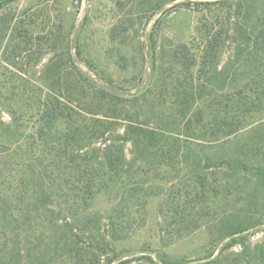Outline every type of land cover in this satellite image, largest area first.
Returning <instances> with one entry per match:
<instances>
[{
    "label": "rangeland",
    "instance_id": "rangeland-1",
    "mask_svg": "<svg viewBox=\"0 0 264 264\" xmlns=\"http://www.w3.org/2000/svg\"><path fill=\"white\" fill-rule=\"evenodd\" d=\"M186 2L210 4L195 11L180 5ZM233 4L0 0L4 108L23 123L11 164L17 182L30 163L47 165L35 146L39 130L57 120L64 135L71 107L86 118L114 120L127 140L120 161L94 167L69 162L74 154L57 136L47 169L51 194L9 197L10 206L27 210L18 214L20 241L7 250L6 264L89 263L77 248L79 239L89 248L88 236L106 245L97 264L114 255L111 264H264V111L252 109L264 74V1H247L252 17H239L237 26L229 17ZM235 32L242 33L237 40ZM77 69L104 94L81 87ZM204 154L213 156L212 168H194L192 159ZM227 168L242 175L229 177ZM77 179L91 185V201L75 192ZM235 227L244 231L230 237Z\"/></svg>",
    "mask_w": 264,
    "mask_h": 264
},
{
    "label": "trees",
    "instance_id": "trees-1",
    "mask_svg": "<svg viewBox=\"0 0 264 264\" xmlns=\"http://www.w3.org/2000/svg\"><path fill=\"white\" fill-rule=\"evenodd\" d=\"M176 0H170V2H173ZM249 0H234V4L232 9H230V15L231 20L233 21L232 24L236 20V25L239 23V17L243 18L244 20L248 17H252L251 11H249L248 7L246 6V2ZM264 1V0H260ZM209 2H186L183 4H180L182 7H189L194 9L195 11H203V7L206 5H209ZM260 19L264 21V7L262 8V12L260 15ZM0 31H3V28H5L4 22L0 18ZM212 29V28H211ZM210 29V30H211ZM209 29L206 30V33L210 31ZM236 31V30H235ZM237 35H242V33L235 32L233 34V40H237ZM208 35V34H207ZM206 35V37H207ZM214 36V34H213ZM213 44L211 49H214L215 43L212 41L210 42ZM209 46V43L207 45V48ZM184 49H187V46H183ZM75 52L77 57H79L81 50L78 43H76L75 40ZM264 56V55H263ZM262 56V57H263ZM250 63V61H248ZM83 65L87 67L91 72H93L95 75L98 74V72L93 68V66L87 64L86 61L83 62ZM76 72V78L77 83H81V87L86 85L87 87H90L95 89L94 94L96 95H103L104 89L97 85V83L92 79L83 74L79 69ZM254 73V69L250 68V70L247 72V76L251 77ZM228 70H225V75L228 77L230 75ZM99 75V74H98ZM233 75H236L235 72H233ZM2 76V75H1ZM101 78L103 76L99 75ZM236 78V76H235ZM106 79V78H105ZM260 82L262 85V91L257 96V99L253 102L252 109H255V111H264V74L260 75ZM233 83H236V80L233 81ZM5 87L2 82H0V264H6L5 257L6 252L9 250V247L12 245H17L19 243V230H20V221H19V215L22 212L27 210V206L22 204L19 207L16 206H10L9 197L12 196L13 200L18 201L21 198H27L30 196V194L35 195L37 197H48V194H51V191L54 187L51 180L48 179V166H52L53 164V158H49L51 156V153H53V147L51 146L52 142H59L61 143V140L57 138V136L60 137H66L65 144L67 143L69 150L74 154L73 157L69 160V162H81L89 166L98 167L101 166L104 162H110V159L114 161H120L119 154H123L124 148L123 145H121L124 142H127L125 140V133L119 134V132H116L113 129V126L115 125L114 120H101L96 118H86L81 113L76 111L74 107L70 108V116L68 120V124L66 125V128L64 129V135H62V130L60 129L62 124L61 122H58L57 120H45V123H47L48 129L47 132L42 133V131L39 130V137H40V143L37 146L36 149H38V152H42L39 154V157H43L42 154L46 153L45 156L42 158L47 161V165H42L41 159H39V165L42 166V170L38 168V165L33 163H30L28 166H26L27 171L26 173L21 170V175L23 176L22 179L19 180V183L17 182L19 178V174L15 177V174L11 175V172L13 173H19V171L14 170V167L11 166L13 164V158L16 155V151L20 150V137H21V130L23 123L21 122L20 117L14 116V112L11 110H7L6 112L5 107V99L3 98L2 90H4ZM3 113H6L10 116V120H4L3 119ZM59 132V134H57ZM46 133V134H45ZM128 133V131L126 132ZM97 139L99 140L98 142ZM213 139V138H212ZM212 139L204 140V143H210L207 146H211V143L213 142ZM36 142V141H34ZM100 143L103 145V148H100L99 146L95 147L93 146L94 143ZM95 143V144H96ZM11 145H14L15 148L10 149L9 147ZM93 146V147H92ZM45 148V151L42 148ZM63 146L60 144L58 145V150L55 151L57 158L58 155H63L62 148ZM204 147V146H203ZM223 147V145H222ZM8 148V149H7ZM113 151H112V150ZM209 149V148H206ZM134 152V151H132ZM109 158V160H108ZM190 158V157H189ZM188 158V159H189ZM187 159V160H188ZM193 160V167L194 168H212V165L214 164V158L211 155L204 154L203 157L198 156ZM239 166V165H237ZM56 167L60 168V164L56 163ZM228 170L232 171V173L229 175V177H233L234 173L240 171L238 169H230ZM243 171H240L239 174H236L234 178H237L239 175H242ZM77 187L75 189L76 193L82 194L84 197V200L88 199L91 201L93 197L96 195L92 192V187L87 182H84L81 179L76 180ZM21 187L20 191H18L15 186ZM63 193V192H61ZM44 195V196H41ZM39 202H34L32 204V207H38ZM244 231L241 228H233L228 235L233 236L236 234L241 233ZM75 239L78 240V238L75 237ZM86 240L93 241L91 244L88 243ZM81 244V240L79 239L77 241V245L81 246L78 247V251H80V256L82 259H91L89 263H86V260H80V264H97V260L101 256H104L106 254V245H98L95 240H92L90 236H88L84 243L85 245L89 246L88 249L83 248V245ZM13 249V248H12ZM11 250V249H10ZM19 256V254H17ZM117 256L114 255L112 257H109L106 259L105 264H111L115 260ZM144 257V256H142ZM11 259L13 256L10 257ZM144 259V258H143ZM4 260V262H3ZM219 259L215 260L216 263H218ZM188 263V260H185V258L179 260V261H163V264H186ZM119 264H125V262H119Z\"/></svg>",
    "mask_w": 264,
    "mask_h": 264
}]
</instances>
